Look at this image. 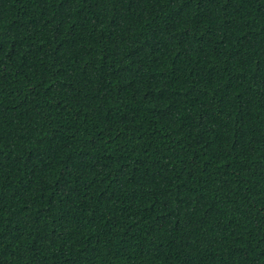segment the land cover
<instances>
[{
    "label": "trees",
    "instance_id": "trees-1",
    "mask_svg": "<svg viewBox=\"0 0 264 264\" xmlns=\"http://www.w3.org/2000/svg\"><path fill=\"white\" fill-rule=\"evenodd\" d=\"M0 264H264V0H0Z\"/></svg>",
    "mask_w": 264,
    "mask_h": 264
}]
</instances>
